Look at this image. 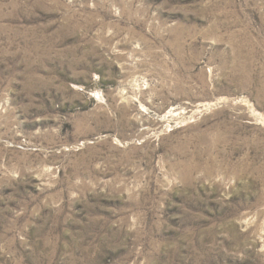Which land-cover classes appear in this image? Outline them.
Segmentation results:
<instances>
[{
  "label": "rangeland",
  "instance_id": "374dc122",
  "mask_svg": "<svg viewBox=\"0 0 264 264\" xmlns=\"http://www.w3.org/2000/svg\"><path fill=\"white\" fill-rule=\"evenodd\" d=\"M0 264H264V0H0Z\"/></svg>",
  "mask_w": 264,
  "mask_h": 264
}]
</instances>
